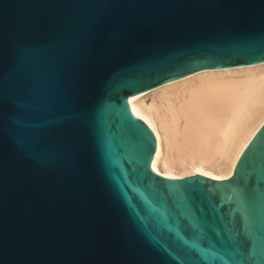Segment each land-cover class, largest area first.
Masks as SVG:
<instances>
[{"label":"water","instance_id":"1","mask_svg":"<svg viewBox=\"0 0 264 264\" xmlns=\"http://www.w3.org/2000/svg\"><path fill=\"white\" fill-rule=\"evenodd\" d=\"M264 61V0H0V264H264V123L231 176L152 170L142 91Z\"/></svg>","mask_w":264,"mask_h":264},{"label":"bare ground","instance_id":"2","mask_svg":"<svg viewBox=\"0 0 264 264\" xmlns=\"http://www.w3.org/2000/svg\"><path fill=\"white\" fill-rule=\"evenodd\" d=\"M152 128V170L167 177L232 175L264 123V61L202 69L129 98Z\"/></svg>","mask_w":264,"mask_h":264}]
</instances>
